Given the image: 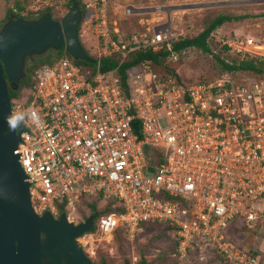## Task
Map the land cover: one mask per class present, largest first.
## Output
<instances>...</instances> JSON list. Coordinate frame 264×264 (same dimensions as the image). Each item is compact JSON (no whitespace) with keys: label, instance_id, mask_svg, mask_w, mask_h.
I'll use <instances>...</instances> for the list:
<instances>
[{"label":"built area","instance_id":"2783aa9c","mask_svg":"<svg viewBox=\"0 0 264 264\" xmlns=\"http://www.w3.org/2000/svg\"><path fill=\"white\" fill-rule=\"evenodd\" d=\"M111 1L81 0L85 32L98 50L96 71L64 47L56 62L36 70L32 90L11 101L27 128L16 149L34 211L59 217L63 209L78 224L86 220L77 214L85 202L114 198L123 211L101 215L97 234L78 238L90 259L95 244L112 242L119 228L133 238L143 223H161L176 228L181 257L206 241L223 264H264V78L236 73L175 84L151 61L129 69L126 81L120 65L102 71L100 60L114 55L121 63L136 52L180 56L173 46L181 37L169 28L142 24L124 36L111 20ZM62 4L34 0L22 14L51 7L62 21ZM233 222L254 237L250 248L228 239Z\"/></svg>","mask_w":264,"mask_h":264},{"label":"rangeland","instance_id":"374dc122","mask_svg":"<svg viewBox=\"0 0 264 264\" xmlns=\"http://www.w3.org/2000/svg\"><path fill=\"white\" fill-rule=\"evenodd\" d=\"M16 2L28 6L34 0H0V25L6 16L10 15L11 8L19 15ZM222 13L245 17L214 31L210 39L213 53L229 63L250 57L264 62V56L255 52L249 54L239 51L249 47L256 52H264V48H256V45H264V0H112L110 4L111 20L117 21L124 36L142 29V24H145L157 29L169 28L181 38H191L202 32ZM83 23L80 25V38L88 53L95 57L98 55L95 38L85 32L86 26ZM214 54L197 48H187L181 52L178 60H167L165 65L158 66L157 71H165L168 67L175 72L177 79L188 85L236 73L240 80L252 81L262 77L252 72L224 71ZM176 78L172 80L176 81ZM27 93L28 90L22 91V95ZM102 206L104 203L100 202L99 207ZM77 214L79 220L84 219L90 215V208L86 205L80 206ZM228 237L243 248L253 245L254 242V237L243 231L230 233ZM95 246L97 258L100 259L104 255L110 264H122L127 260L129 264H136L142 256L147 258L149 264L224 263L221 256L206 241L197 242L186 257H181L177 254V239L174 233L162 224H147L138 230L133 238L125 234L121 244L112 241L96 243Z\"/></svg>","mask_w":264,"mask_h":264},{"label":"water","instance_id":"95a60500","mask_svg":"<svg viewBox=\"0 0 264 264\" xmlns=\"http://www.w3.org/2000/svg\"><path fill=\"white\" fill-rule=\"evenodd\" d=\"M83 18L81 0H73L62 21L50 12L35 19L11 12L0 28V264H96L78 242L93 229L95 216L76 224L66 213L55 217L34 211L32 184L16 149L27 128L21 125L12 132L6 122L12 110L8 79L18 89L27 75L28 57L46 54L49 47H66L76 59L97 61L80 38Z\"/></svg>","mask_w":264,"mask_h":264},{"label":"trees","instance_id":"16d2710c","mask_svg":"<svg viewBox=\"0 0 264 264\" xmlns=\"http://www.w3.org/2000/svg\"><path fill=\"white\" fill-rule=\"evenodd\" d=\"M72 5H73V0H66L62 4L63 9L66 13L72 8ZM16 8L19 10V16H22L23 15L22 13L25 11V7L22 6L21 2H16ZM9 12L10 13L14 12V8H11ZM45 12H50L53 14V8L47 7L44 11L41 12L40 16L44 14ZM262 16L264 17V14H262ZM24 17L28 19H35L39 16H35L33 12H28V15ZM244 17L245 16H235L232 14L222 13L216 16L208 24V26L198 35L191 37V38L184 37V38H181L179 41L175 42L173 46L174 50H176L179 54H181V52L187 48H197L205 53L214 54L213 49L211 48V45H210V39L214 31H216L218 28L222 27L225 24L231 23L239 19H243ZM8 18H9V14L3 20L2 24H4L8 20ZM2 24L0 25V28ZM80 29H81V26H80ZM63 50H64V47H61V48L49 47L46 54H43V55L35 54L33 57H28L26 59V63L28 62V66L26 67L27 75L26 77L22 78L19 81L18 89L15 90L16 85H12L13 80L8 79V82L10 84L9 94H10L11 101L23 96L24 95V94L22 95L23 90H28V92L31 91L35 83L34 74L36 70L41 68L44 65H47V64L51 65L54 62H56L63 55ZM169 54L170 52L168 51H161L160 53H156V54L152 52L150 53L136 52V53H132L127 59L123 61V63H121V59L118 55L104 57L103 59L100 60V68L102 71L107 72V71L115 69L118 65H120V73L123 75V80L126 81L128 77L127 71L131 69L133 66H137L140 63L145 62V61H151L157 69L158 66L161 67L165 65L167 60H169L168 58ZM214 56L224 71L231 72V73L239 72V71L252 72V73L261 75L262 77L260 78H264V62L261 61V59L250 57V58H244V59L236 60V61L229 63L218 54H214ZM96 57L97 56H95V58ZM74 61L78 65L82 66L83 68L87 70H92L94 72L97 69V62L92 63L90 61L76 59V58H74ZM161 72L162 73L166 72L169 75H171L172 78H176L175 72L168 67H166L165 71H161ZM175 80H176L175 84H186L177 78ZM202 82H205V81H202ZM100 200L101 198H96L90 202H85L86 206L90 208V215L91 214L94 215L96 220L103 214H108L114 211H117V212L123 211V208L120 205H115L116 200L114 198H109L107 202L104 204V206H102V208L99 207ZM62 213H64L63 209L61 210L60 215ZM87 217L88 216H86L85 218ZM147 224H161V223H143L141 225V229H143V227ZM162 225H165V224H162ZM165 226L170 228L172 232H174V229H176L174 226H169V225H165ZM228 230H229L228 234L239 233L241 231H244V229L238 227L237 224H235V222L229 225ZM92 232L97 234L96 226ZM125 234H126V228H123V227L119 228L116 231L113 241L114 242L116 241L118 244H121L123 236H125ZM228 234H227V237H228ZM247 247L250 248L251 245H248ZM91 260L95 262L96 264H110L107 262L106 256L104 255L101 256L100 259H98L97 251H96V256L94 258H91ZM122 264H129V262L127 260V262H124ZM136 264H149V262L147 261V258L145 256H142Z\"/></svg>","mask_w":264,"mask_h":264},{"label":"clouds","instance_id":"9594fccd","mask_svg":"<svg viewBox=\"0 0 264 264\" xmlns=\"http://www.w3.org/2000/svg\"><path fill=\"white\" fill-rule=\"evenodd\" d=\"M33 118L31 121L33 123L36 122L37 114L35 111L32 113ZM6 122L9 126V131L15 132L17 131L23 123H25L23 115L18 110H13L10 115L6 117Z\"/></svg>","mask_w":264,"mask_h":264},{"label":"flooded vegetation","instance_id":"af4514ba","mask_svg":"<svg viewBox=\"0 0 264 264\" xmlns=\"http://www.w3.org/2000/svg\"><path fill=\"white\" fill-rule=\"evenodd\" d=\"M92 215V214H91ZM90 216V215H89ZM96 221V218H94V222Z\"/></svg>","mask_w":264,"mask_h":264}]
</instances>
